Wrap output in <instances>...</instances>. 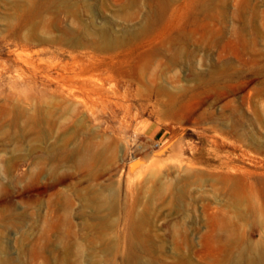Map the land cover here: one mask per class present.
Instances as JSON below:
<instances>
[{
    "label": "rangeland",
    "instance_id": "obj_1",
    "mask_svg": "<svg viewBox=\"0 0 264 264\" xmlns=\"http://www.w3.org/2000/svg\"><path fill=\"white\" fill-rule=\"evenodd\" d=\"M0 264H264V0H0Z\"/></svg>",
    "mask_w": 264,
    "mask_h": 264
}]
</instances>
